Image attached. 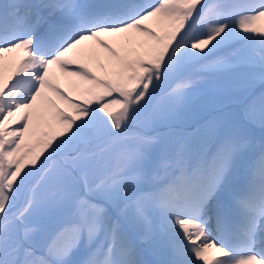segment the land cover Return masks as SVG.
I'll return each instance as SVG.
<instances>
[{
    "label": "snow or ice",
    "instance_id": "6c2138e0",
    "mask_svg": "<svg viewBox=\"0 0 264 264\" xmlns=\"http://www.w3.org/2000/svg\"><path fill=\"white\" fill-rule=\"evenodd\" d=\"M204 85L211 143L150 134ZM255 127L264 0H2L0 264H264Z\"/></svg>",
    "mask_w": 264,
    "mask_h": 264
},
{
    "label": "trees",
    "instance_id": "16d2710c",
    "mask_svg": "<svg viewBox=\"0 0 264 264\" xmlns=\"http://www.w3.org/2000/svg\"><path fill=\"white\" fill-rule=\"evenodd\" d=\"M0 2H2V0H0ZM219 101L220 103L223 102L222 98ZM222 105L225 108L224 111L220 112V114H224L226 116V119L237 118L236 116H232L229 112L236 111L239 108L240 100L226 102L225 104L223 103ZM212 108L213 106L208 107L203 111L197 112L196 114H193V112L191 111H189L188 114L181 112L182 117H180L179 119L170 123H162L160 125H157L155 132H152L151 130L149 131L154 135H156L157 133L166 134L164 135V139L166 137H170L174 139V137H176L175 135L176 133H184L187 142L193 147H197L204 143H211L213 137L209 134L208 131H206L203 128L202 124H203V119L207 115L215 113L214 112L215 110H213ZM262 139H264V132L258 133V140L261 141Z\"/></svg>",
    "mask_w": 264,
    "mask_h": 264
},
{
    "label": "rangeland",
    "instance_id": "374dc122",
    "mask_svg": "<svg viewBox=\"0 0 264 264\" xmlns=\"http://www.w3.org/2000/svg\"><path fill=\"white\" fill-rule=\"evenodd\" d=\"M87 1H89V0H86V2ZM214 79H215V81H217V80H221L222 81L221 84H217L218 86H222L224 84V82H225L223 77H216ZM242 96H243L242 90L237 89V88H233V89L228 90V91H215L212 88H210L208 85H205V86H203L200 89V93L195 97V99L193 100V102L189 106H187L183 110H180V111L176 112V114L172 117V119L170 121L166 122V123H170V122H173V121L179 119L180 117H182V113H187L188 114L189 111H191V112H193V114H196L197 112L203 111L204 109L213 106L212 109L215 110L214 111L215 113H213V114H215V116L213 114L208 115L205 118L204 123L202 124L203 128L208 131V129L205 127L207 125V123L210 120H212L214 117H218L219 113L221 111H224L225 107H223L222 104L223 103L225 104L226 102H230V101L241 100ZM221 98H222L223 102L220 103L219 100ZM239 112H240V106H239V108L236 111H231L229 113L232 116L238 117ZM219 117H224L226 119V116L224 114H220ZM233 119H235V118H233ZM256 128H259V127H256ZM260 131L263 132L264 130H260L259 129V132ZM256 135H257V132H256V130L254 128L249 129L250 138L253 140V142L256 145H259L260 142L257 140ZM176 138L177 137H175L174 139L170 138V137H166L164 139V141L166 143L168 142V145H171V143L174 144Z\"/></svg>",
    "mask_w": 264,
    "mask_h": 264
},
{
    "label": "bare ground",
    "instance_id": "6f19581e",
    "mask_svg": "<svg viewBox=\"0 0 264 264\" xmlns=\"http://www.w3.org/2000/svg\"><path fill=\"white\" fill-rule=\"evenodd\" d=\"M81 2H86V0H81ZM221 82H222L221 80H217V81H216L217 84H221ZM204 86H205V85H204ZM208 86H209V85H208Z\"/></svg>",
    "mask_w": 264,
    "mask_h": 264
}]
</instances>
